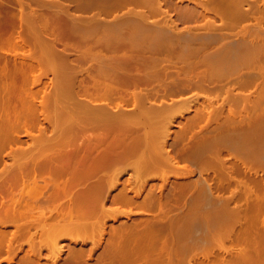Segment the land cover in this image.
<instances>
[{
    "label": "rangeland",
    "instance_id": "rangeland-1",
    "mask_svg": "<svg viewBox=\"0 0 264 264\" xmlns=\"http://www.w3.org/2000/svg\"><path fill=\"white\" fill-rule=\"evenodd\" d=\"M209 1L211 0H0V47L3 43H6V38L12 37L13 35L15 41L21 46L20 52H11L8 47H2L0 49V74H9L11 71H14L16 65H22L21 68L23 70L18 72L19 76H21V78L28 77L29 80H31V83L28 85V87L24 89L26 90L27 94L26 98L17 97L16 99L8 100L11 103V108L16 113L17 122L26 123L27 125L26 129H18L15 132H12L16 138V143L7 149L5 154L2 156V160L0 161V208L10 207L11 209L8 208L10 210H12V208H19L20 213L21 210L22 212L24 210L26 212L21 213L23 215L18 218V220L16 219L13 222L9 220L1 221L0 227H7L8 229L6 232L8 233V231H10V235L8 233V239L6 236L4 237L9 241L7 244L4 243V249H2V251L0 250V264H23L27 257H32V255L33 260L38 264H88L89 262L91 264H97L96 261L99 262V258L102 257L100 253L103 249L102 245H104V241L108 242L110 238H113L115 231H119L121 228H123L121 229L123 233L121 231L120 232L125 236L126 243L142 242L140 244L136 243L138 248L141 246V244H143L144 246H142L146 248V242H148L150 245L153 244L147 241V239L152 242L156 240L157 246H155V248V244L150 246L151 250L153 248L156 249L155 251L152 250L156 256H152L155 258L157 257L156 260L163 259V262L162 260H157L159 263H155L156 260L155 262H152V258V260L148 259L152 262H150V264H264V142L262 141L263 137H258L259 139L262 138L260 139L261 142L259 141L258 143V140H256L257 143L255 142V144L263 145L262 147H258L257 145L251 143L254 142L252 138L248 139V137L257 138V136H261V133L260 131H257V128L259 130L261 129V132H264V117H262L264 112L261 111L262 108L264 111V102L260 100L259 105L258 103H255L258 105H255V107L252 103L253 99L255 101V99H258L259 97L260 99L263 98L264 100V87H260L264 83V12H262L264 9L260 11L261 8H264V0H225V2L224 0H219L221 1V9H223L222 2L225 3V7L223 5L225 10L223 9L221 11L215 8L218 6L217 4L219 1H217L216 6L214 7L213 5H215L216 0L212 2ZM256 6H259V8ZM188 7L192 9L195 7L194 10H198L197 13L195 14V11L192 9H189L192 10L189 11ZM184 8H186L189 13H193L192 15H195L189 18L188 12L186 13ZM254 8H256V11L259 9V11L255 12ZM215 9H217L219 12L216 13L217 10L214 11ZM181 10H183V13ZM240 10L245 12L248 11L249 13L246 12L248 16L243 11L240 12ZM199 11H201L202 14ZM206 11L210 12V14H207ZM203 12L207 16H211L212 13H216L217 15L213 14L214 16L212 15L210 17V19L213 17L215 20L213 21V19H211L213 21L211 22L210 19L208 20L209 16H205ZM259 12L261 14H259ZM242 13L245 14V17L240 20L238 15L240 16ZM181 14H184V17ZM197 14H199V17H196ZM203 15L205 18L202 17ZM181 16L183 18L186 16L185 20ZM195 17L198 19H195ZM189 19L192 20L190 21ZM206 20H208L207 23ZM208 25L211 27H208ZM212 25L216 28H214ZM12 30L14 31L12 32ZM9 33L10 35L8 36ZM211 34H215V36L219 34L220 37L217 36V38L212 35L214 38H210L212 37L209 36ZM206 38H210V40ZM203 57H205L206 60H204ZM148 58H152L150 60L151 62L148 61ZM120 59L124 60L120 61ZM146 59L148 63H146ZM120 62H124L122 65H125L127 69H125L126 67L124 66L122 67ZM126 62L128 63L127 65H129V63L131 65L127 66ZM143 63L146 65L143 66ZM134 64H136L135 66H137V68H134V66L130 67ZM137 64H139L141 68H139ZM26 65L28 68L27 75L24 72ZM116 65L118 68L120 67L122 71L118 70ZM136 71L140 72L136 73ZM126 72H129L130 74ZM143 72L144 74L150 73L151 75L148 74L146 76L145 74V78ZM134 74H136V77L140 76L138 77L140 79L135 78ZM138 74H141L142 76ZM118 76L121 78L124 77V79L129 78L126 81L130 80V77H132L130 81L133 85L129 83L130 81L128 84L124 79H119L120 77ZM133 76L135 78L134 82L139 81L138 83H135V85L133 82ZM148 76L151 77L149 78ZM116 77L120 80V82L116 80ZM141 77H143L142 79H145L141 80ZM248 77L250 78L249 82L246 80ZM251 77L254 78V83L251 82ZM147 78H149V81H147ZM122 80H124V84L121 83ZM245 82L246 86L244 84ZM240 83L241 85H244L241 86ZM227 86L228 89L231 88L229 89V91H231L230 94L226 93L228 90L227 88L224 89V87ZM116 87H119L120 89L118 88V90H121L122 93H119L120 91H118L117 94ZM114 88L115 94L113 93ZM232 90H234V93H232ZM146 92L149 94V100L147 97L148 94ZM123 93L124 98L126 94H130L128 96L131 97V95L135 93V96L133 95L135 101L132 98L133 96L131 97L132 99L130 97L127 98L128 100H133V102L131 100L128 101L126 98L125 100L122 96L121 98L124 100L120 99L118 95H122ZM231 93L233 94V97ZM96 94L99 95L97 96ZM111 94H114L113 96L118 97L113 98L111 97ZM225 94L227 95V98L230 96L228 98L229 100H224L226 98ZM234 95L236 96L234 97ZM135 97H137L138 100ZM237 97L240 98V100H236ZM241 97L245 98L242 99ZM141 98L147 99L145 100L146 102ZM230 98L232 99L230 100ZM251 99L252 101H248ZM212 101L216 102V106ZM226 101L231 102L228 103ZM2 102H4V100H2ZM209 102L212 103L208 105ZM223 102L224 104L228 103L229 105L226 106L223 104L224 106H222L221 104ZM141 105L147 109L150 105V109L153 111L156 109V111H152L151 113L149 112L151 110H149L148 112L150 114H148L147 110H144L146 114L144 111H142L140 117V112L144 108L141 107V109H139ZM151 105L154 106V108H152ZM219 105L225 107L224 110L221 108V106L219 107ZM156 106H158V109ZM162 106L164 109L166 107V110L170 107V109H168L169 111L167 110L170 118L167 116L168 114L166 110L161 109ZM228 106H231V110L228 109L230 108ZM203 107H205V109H202ZM200 108L203 110V112H205L208 108L209 113L208 111L206 113H202L201 110L200 113L205 116L200 117L202 116L200 113H198ZM59 109L64 111L60 110L59 113L57 111ZM100 109H102L104 112ZM159 109L161 110L162 114ZM98 111L102 113H99ZM138 111L139 113H136ZM157 111L158 113L156 114V117L158 118L155 117V113ZM56 112L58 114H61L62 112L61 117L63 116V120L65 121L68 117L66 122L69 123L70 121L71 123L62 124L63 120L58 122L62 118H58L59 116H57L58 114ZM106 112V115H108L109 118L110 114L113 116H111L110 119L106 118ZM111 112L114 113L112 114ZM123 112H125V115ZM128 112H130V114L133 112L132 117ZM159 112L161 115H163V112H166L164 115H166L168 120H171L172 122L169 124L170 126H164L162 124L164 116L162 117ZM79 113H81V116ZM86 113H94L93 116H96L95 118L97 119L92 118L96 121L94 124L92 123L93 125L90 124L91 118L89 115L87 116ZM117 113H119L118 115L120 117L117 115ZM134 113L139 115L137 117L139 121L140 118L143 121L145 119L144 122L148 123L149 121V126L154 127V130L151 127L150 130H152L154 133L150 132L148 129L149 126L146 123L141 125V121L139 122L136 119L137 115H135V117L133 116ZM143 113L145 115L148 114L147 116H151L146 117L143 115ZM64 114L67 116L66 119H64ZM83 114L87 116L86 118H89L88 121ZM126 114H129L130 117ZM257 114L258 116H256ZM76 115L82 119L80 118L79 121V118H75ZM114 115H117L119 118L116 117L113 119L115 117ZM123 115L125 116L122 117L123 119H133L130 120L132 122H128L129 119L127 120V123L130 125L131 123L133 124L131 126L128 124V128L130 129V127H132L133 130L131 129L129 131L127 128H125L127 123L121 126L122 128H125V130L129 131L130 134L134 130L138 132L141 130V135H137L138 132H133V135L136 133L134 137L137 136V138L135 137L137 142L135 143L133 137L131 139L134 141L130 140V142H128L129 144H127L128 146L131 144V142L135 143V145H133V143V146L131 145L133 148L136 146V144H138V147L136 146L138 150L136 147L134 148L136 150L130 146L127 147L124 143L127 141V139L129 140L131 136L128 135L125 130L121 129L119 125L126 122L124 120L122 121L121 119V116ZM172 115V119L174 120L171 119ZM195 115L200 117H197L198 119L196 121ZM93 116L91 115V117ZM190 116L191 118L194 116V118L190 119ZM152 117H154V119ZM159 117H162V123L160 120H157L160 119ZM167 117L164 118L166 119L164 124L165 122H167L166 124L170 122H168ZM56 118H58V121ZM84 118L86 120H83ZM102 118L108 125L111 124V121H113V126L119 125L120 128L116 126L118 127L116 130L119 129L117 132H121L123 130V133L121 132L119 136L123 134V136L126 135L125 138L121 136L120 138L118 136L119 132L115 135V132H112V130H115V127L112 128V125H109L112 130L108 127H105L103 125L104 122L101 120ZM148 118H151L154 121H150ZM258 118H260V121H258ZM51 120H53L54 124H52ZM94 120L92 121L94 122ZM114 120L117 122L120 120L121 123L115 122L114 124ZM155 120H157L158 123L160 122L159 124H162V126H160L158 123L157 126V121ZM190 120H194V122L191 121L194 123L193 125ZM252 120L256 121L253 124L254 126L251 123L253 122ZM100 121L102 125L99 127ZM108 121H110V123H108ZM134 121L139 122L140 124L137 123L138 125H134L136 124L133 123ZM257 121L262 124L257 123ZM97 122L99 125L98 128H95L97 127ZM154 124L156 126H154ZM258 124L259 126L255 128V126ZM62 126H65V129L74 128L80 132L77 130L74 131V129H71L72 132L70 129V131L65 132V129L64 127L62 128ZM102 126L104 129L108 128L110 129L109 131L112 132V135L110 132L111 136L109 135L108 137H113L114 134L113 139L118 136L117 138L121 139V141H124L120 143L121 141L117 140L116 138L121 146L124 143L123 146L127 147V149H125L122 148L123 146H119L120 150L124 149L123 151L126 153L131 148L133 150L129 151V154L132 153V156L134 152L136 156L133 155L131 157L129 154H124L122 150L121 153L118 152L119 149H117V145L116 149L118 153L115 152L116 149L113 150L111 147L113 144L115 145L116 140L114 143H112V145H109L110 141L108 142V140L111 139L106 138L107 134H109V131H104L103 128L100 130ZM166 127L170 129L168 130ZM244 127L255 128V131L258 133H253L255 135L251 134L252 136H249L250 134H248L247 136V134L245 135L244 133L240 132L241 136L242 134L245 135V138H242L240 135H238L239 132L237 133L236 131H238V128L240 130V128L243 129ZM81 128L83 129L81 130ZM163 128L166 131H164ZM182 129H186L187 132L183 133ZM225 129L228 131L234 130L236 135L233 134L234 136H232L231 133L230 136V133L227 131V136L229 135L228 137H231L230 141L228 138V143L226 140V143H224L223 140H221L223 143H220V141L213 143L215 140L212 141V139H220V136H217L216 138L213 135L217 133L219 134L218 131L222 132V130L226 132ZM57 130L61 131L58 132ZM155 130H159L161 133ZM98 131L100 132V137L101 134L104 136V139L98 136V138L103 139L104 141V143L99 142V145H103L105 148L109 145V149L107 151H111L110 148L112 151H114L113 155L110 154L112 152H108V155L110 154L111 156H109L110 158L114 156V153L124 156L127 155L126 157L121 156L122 158L116 155V157L121 158V160L123 158H128V156L131 158L128 160L126 159L127 162L124 161L125 163H122L121 161L115 162L116 159H109L111 162L113 161L112 168L109 165L112 164L111 162L109 164H105V168L110 167L109 169L105 170H103L104 166L100 164L99 166L101 168H99V166L97 167L100 169V171L97 172L98 169H96V173L92 171L90 173H94L92 174V177L90 178L89 174V176H87L89 179L83 181L84 179L81 178L82 182L80 183L77 182L78 179L75 178L77 176L76 174L74 175L75 172L70 173L74 170L71 171L70 169L69 171L66 169L64 176L61 174L62 172L57 174L60 175V178L64 180L66 179L67 181H69L67 179L69 175H74L75 180L69 176L73 179V181H69V184L74 182V186L72 185V188L69 186L70 191L73 193H70L72 196L77 194L75 191L84 190L93 183H95V186L92 185V188L96 187L100 190L103 189V186L105 187V185H108L107 182H109L110 179L114 181L113 177L118 179L117 183L119 181L118 186H115L114 183L113 186L112 181H110L109 185H112L114 188L111 187V189H109V185V187L106 186V189L104 188V190L110 191L109 195L108 191H106L107 195L102 192V194L104 193L103 197H105L104 201L106 202H103V205L106 204L103 206V208L106 211H102L104 213L98 212V214L101 213V217L100 214H97V216L100 217L101 222L104 224L100 222V219L94 217L101 223V229L99 232L96 233L95 230V233H93V229L91 230L89 227V231L86 229L87 232L85 234L82 233V235L81 232H85V230L81 229L84 231H78L75 227H72V229L69 228V231L64 230L66 231L64 232L61 230V228L64 226L62 223H64L65 219L68 218L62 217V210L65 208V206H68V204L71 203V195L69 194L66 197L64 195L59 197L53 195L54 192L57 191H54L55 186H68L69 184L65 180L67 184L66 185L65 182L62 179L60 180L58 177L56 180V178H54V176H56V172H51V170L48 169L52 168L51 166H53V162L55 163L58 157H61L59 154L62 153L63 156V152L65 151L67 155L72 154L71 151L72 149L74 150V147H80V144L81 147L85 146V142H87L88 137L90 136L94 138V135H96ZM101 131L107 134L105 135L101 133ZM60 132H63L64 135ZM145 132L155 134V137L157 136L158 139H156V141L159 142L156 146L158 149L162 147L160 148L161 154L156 152L157 148L154 147V149V144L151 143L154 142L156 144L155 137H151L152 135L149 134L145 140L140 139H144V137L148 134L147 133L145 135ZM176 132H180L183 135L179 134L178 136ZM57 133L61 134V138L59 135H57L61 141L63 136L65 137L66 135L67 140L64 139V142H61L58 137L55 138L56 136L54 137L55 140H52L53 135ZM162 133H165L164 137L166 136V138L162 139ZM222 133L219 135H222ZM226 134L224 133L223 135ZM237 135L240 137V140L238 139ZM262 135L264 136V133ZM227 136H225V139H227ZM206 137H211L212 139L210 140ZM151 138L154 140L151 141ZM205 138L208 140V142ZM57 139L60 143L56 144L55 147ZM139 139L142 140L145 145L147 144L145 146L143 142H141L145 148L148 146L146 148V151L148 150V152L143 151L144 148L142 147L143 145L139 144ZM201 139L202 141H206L200 142ZM250 140L252 141L250 142ZM197 141H199L201 144L199 142L197 143ZM209 141H212L211 143L213 145H221V147L219 146L220 148L218 147L220 149V154H218L219 150L217 149L216 145L214 147L211 143H209ZM235 141L239 142L237 143V146L238 144L245 145L242 146L244 149L242 150L245 152L241 150L244 155L241 154V152L239 153V151L235 152L236 150L234 148L233 149L235 151L233 149L229 150V144H236ZM105 142L107 146L105 145ZM160 142H165V144ZM150 143L151 146L148 145ZM194 143L198 144L200 148L202 143L205 144V146H212L206 148L203 145L202 148L204 147V149L199 148L198 150L197 148V150H195L196 146ZM249 143L253 144L254 146H249ZM160 144H163V146ZM192 144L194 145L191 146ZM48 145H51L52 147H49ZM58 145L62 146L58 147ZM99 145H97L96 148L100 147ZM139 145L141 147L140 151ZM241 145H239V149ZM164 146L167 148V150L164 148ZM190 146L194 147L195 149L189 148ZM255 146L257 148H254ZM100 148H98L99 153L101 150ZM149 148L150 150L156 152V154H154V152L151 153ZM163 148L165 151H162L164 150ZM104 149L103 151L105 152L107 148L105 150ZM188 149L189 152L193 154L192 156L197 154L195 158H193L190 153H187ZM190 149H192V151H190ZM93 151L91 153V157H93L92 155L95 151L97 152V149L94 152ZM137 151L138 153H136ZM168 152L172 156L169 155ZM237 153L244 157L247 155L246 157L248 158H246V161H249L250 159V161H252V157L255 156L256 160L250 164L248 161H244V157L242 160V156L241 160H238V158L240 159V155L238 156ZM66 154L65 157L68 158L63 156L62 160L70 159L72 161L73 159L75 163L71 161H69L71 164L69 162L66 163L65 160L63 162L66 164H64L60 159L61 163L63 164L61 165L64 167L69 165L68 169L73 164L77 165V162L75 161V155L72 154L74 155V157H72V155L66 156ZM158 154L163 155L164 157H159ZM157 155L160 160L156 159ZM167 155L169 156L167 157ZM250 155L252 156L250 157ZM95 156L101 159L100 156L102 155ZM150 156L151 158L153 157L152 159L155 161L152 159L151 160L157 165H153L154 163L149 159ZM170 156L174 160L171 159ZM116 157L114 156V158ZM165 157L166 162L168 161L167 158H169L173 162L170 161L168 164L172 162L171 164L174 163V166L171 164L168 165L165 162H161L165 159ZM52 158H56L55 161H53ZM106 158L103 161V164L106 161ZM206 158H209L213 161L218 160V164L222 161L223 163L218 165L216 164V161H214L217 165L216 169L212 162H206L210 161L206 160ZM260 158L262 159L261 161H259ZM146 159H148V161H146ZM201 159L205 160V162L209 165L212 163L213 166L211 165L210 167L209 165L204 164V161V163H202ZM134 160L135 162H133ZM143 160H145V165ZM157 160L158 162H156ZM257 160L259 161L258 164H256ZM45 161H48V163L53 161L50 162L52 163L49 164L50 166L47 165L48 169L45 170L47 172L50 171L51 174H48L50 172H43V169H45L44 167H46L45 165L48 164ZM149 161L151 165H146V162L149 163ZM225 162L227 164H225ZM41 163H45V165H42ZM114 163L119 164L115 166ZM34 164H36V167H44L37 169ZM158 164H160V168L162 170L158 167ZM222 164L225 165L221 166ZM78 165L79 168H83V165L81 167L80 163H78ZM56 166L60 167L57 164ZM75 166H72L71 168ZM84 166H86V164H84ZM148 166L150 167L148 168ZM151 166L153 168L155 166L157 167L154 168V171H151L153 169ZM164 166L167 167L165 168ZM231 166L232 168L235 166L236 167L231 169ZM238 166H240V168ZM33 167H35V169ZM19 168H21V170ZM31 168H33L32 171L34 172H26L27 169L30 171ZM113 168H117L115 171L118 173H115ZM147 168L149 169V172L147 171ZM219 168L221 171L226 169L228 171L231 170L233 176L231 175L230 171V173L227 171L228 174L226 171L220 173L221 171H219ZM236 168L240 169L238 170L240 172L237 173L235 171L237 170ZM35 170H39V172ZM52 170L54 169L52 168ZM144 170H146V172ZM215 170H217V172ZM67 171H69L68 173L70 174H68ZM218 172L221 175L224 174L223 176L227 174V183L224 180V178L226 179V176L224 178L221 176V179L223 178L222 181L220 178V181L217 180L218 178L214 179L220 175ZM15 173H18L17 175H19L18 178L20 177V181L17 179V175L14 177ZM215 173H218V175H214ZM160 174H162L166 180H162L163 176ZM201 174L203 175L202 180L204 183H202L200 178L202 176ZM158 175H160L161 178L160 176L158 177ZM209 175L210 177H208ZM99 177H106L105 180L107 182L105 183L104 178L103 181H101L102 178ZM205 177H208V183L207 181H204ZM12 178L16 179L14 180ZM50 178L51 180L55 179L54 181L57 183L63 181L64 184H62V182L61 184L57 185V183L54 181L52 182ZM186 178L189 180L191 179L190 181L194 180L193 183H195V185L198 182L199 186L196 185V187L199 188L194 190V187L191 186L192 183H190L189 180H185ZM228 178L232 179L230 180ZM209 179L215 182L212 183ZM16 180L19 182L18 184H15L17 183ZM58 180L60 181L58 182ZM98 180H100L101 183L103 182L102 188H100L101 185L99 183L95 182ZM198 180L201 181L200 183L202 184H200ZM216 180L218 183L221 182L219 183L221 186L216 183ZM34 181V185H40L42 189H39L42 191L41 194L33 198L30 195V186L33 185ZM231 181L234 185L230 184ZM257 182L258 184L259 182L261 183L260 187H263L262 189L257 187ZM53 183H55L54 187ZM222 183H225V185L229 183L230 185L227 186L228 188L224 189V184ZM238 183H241V186ZM242 183L244 189L241 188ZM244 183L248 186V188H250V190L246 185H244ZM211 184L213 188L208 186ZM200 185H207L206 190L209 191L207 192L208 194L204 192L206 191L204 186L202 187ZM214 185L215 187L223 186V189L220 188L217 190L218 188H216L215 190ZM181 186L183 188H181ZM200 188L204 189L203 193L205 194H203L202 191L198 192L199 196H201L198 199V195L196 198L194 196H196V191L198 189L200 190ZM180 189L186 190L182 191ZM118 191H121V193L127 196L130 201L127 202L128 199H125V203L121 204L124 201L120 200V198H116L117 195H119L117 194ZM182 192L184 193L182 194ZM51 193L53 195L49 196ZM52 196L54 197L53 200L50 199ZM121 196L119 195V197ZM125 196L124 198H126ZM76 197L77 195L75 198ZM75 198L74 200H76ZM116 199L120 201L118 202ZM159 199L164 201L166 200V204L162 205L163 207H161V205L159 206ZM259 204L261 208L260 212L258 211L260 209L258 206ZM105 206L107 208H105ZM251 206H254V208H256V210L259 212L257 213V217L255 216L256 211L253 208V212ZM108 209L110 212L107 211ZM105 212H107L106 217L104 215L106 214ZM92 218L93 217L89 219L86 218L90 222H87L85 219L88 225H95V223H97V221L92 223L91 220H95ZM171 218H175L174 224L177 228V230L176 228L173 230L175 235H172V231L167 230H165V233L162 231L163 234L162 232L160 234V230L157 228L158 225L170 224ZM254 219L256 221H254ZM67 221H69V219ZM99 222L98 225H100ZM52 226L55 227L56 231L61 230L59 233H54V235H56V239L54 238V235H52L53 233L51 235L54 239H52L51 236L48 237L46 234L47 230L51 229ZM154 226L156 227L154 228ZM145 227L148 228V233L146 232ZM55 230L53 232H55ZM101 230L102 232H100ZM175 231L177 232L175 233ZM145 232L149 238L144 235ZM124 233L127 235V237ZM50 237L53 241L57 240L58 245L61 246L62 252L59 254L57 251L55 252L52 249V241ZM144 237H146L145 243H143ZM48 239L51 241L50 243L48 242ZM97 239L101 241L103 240V242H98ZM93 240H95L94 243L95 245L97 244L96 246H94V243H92ZM110 241L111 239L109 242ZM110 243L108 244L112 245V243ZM129 243L128 245L131 244ZM164 243H166V245ZM92 244L95 248L92 246ZM162 244H164L163 247H161ZM6 245L9 247L7 248ZM136 245L134 244L133 246V243L132 246L130 245L132 247H130L131 252L134 248L133 254L136 253V249L138 250ZM142 246L140 248H142ZM92 248L93 251H90ZM145 248L143 249L145 250ZM125 250H129V248ZM147 250H149V248ZM151 250L148 251L150 252L149 254L153 253ZM50 251L53 253V255L50 253ZM145 251L143 252L144 254L141 252L137 254L138 256L139 254L143 255L141 258L137 257L136 254L135 258L133 254L130 253V251L129 253L125 252L124 255H131V257L133 256L137 260L136 261L133 259V261L135 260L134 263L137 262L136 264H144L146 262L149 264L148 260L146 261V259L143 258L146 255ZM208 252L210 256L208 255ZM210 252L213 254L211 255ZM56 253L60 256H57L55 259L57 255ZM97 253H99L100 256L97 255ZM149 254H147V258H149ZM87 256L89 259H87ZM96 256L97 258L95 259ZM208 256L211 260H208ZM80 257H83L82 259L86 258L84 260L85 263H83L84 261H82ZM131 257L129 259L133 264ZM214 259L220 261L217 262Z\"/></svg>",
    "mask_w": 264,
    "mask_h": 264
},
{
    "label": "bare ground",
    "instance_id": "bare-ground-1",
    "mask_svg": "<svg viewBox=\"0 0 264 264\" xmlns=\"http://www.w3.org/2000/svg\"><path fill=\"white\" fill-rule=\"evenodd\" d=\"M129 1H131V0H129ZM133 1H135V0H133ZM212 1H214V0H211V1H209V2H212ZM217 1H219V0H216L215 5H213V7L216 6ZM221 1H222V0H221ZM221 1H219L218 4H217L218 6L215 7V8H217L219 11L223 10L224 7H225V5H224V4H225V3H224L225 0H224V2H222V8H223V9H221V3H220ZM219 3H220V5H219ZM223 5H224V7H223ZM190 7H192V6H190ZM218 7H219V8H218ZM256 7L259 8V6H256ZM192 8H193V7H192ZM192 8H189V7H188V10H189V9H192ZM184 9H185L184 11H186V13H187L188 11L186 10V8H184ZM194 9H195V7H194ZM194 9H192V10H194ZM217 9H215L214 11H216ZM254 9H255V10H254L255 12H258V11H259V9H257V11H256V8H254ZM262 9H264V8H261L260 11H262ZM192 10H189V11H192ZM218 10L216 11V13L219 12ZM224 10H225V9H224ZM182 11H183V10H181V12H182ZM194 11H195V10H194ZM194 11H193V12H194ZM197 11H198V10H197ZM197 11H195L194 13L196 14ZM202 11H203V10H202ZM214 11H213V12H214ZM242 11H243V10H242ZM242 11L240 10V12H242ZM199 12L202 14L201 11H199ZM199 12H198V13H199ZM204 12H205V11H204ZM204 12H203V14H204L205 16H207ZM206 12H207V11H206ZM223 12H224V11H223ZM243 12H244L246 15H247V13H249L248 11H246L247 13H246L245 11H243ZM262 12H264V11H262ZM182 13H183V12H182ZM186 13H185V15L187 16ZM200 13H199V14H200ZM208 13L210 14V12H207V14H208ZM216 13H212V15H213V14H216ZM250 13H251V12H250ZM189 14H191V13L188 12V16H189V18H191L192 16L195 15V14L192 15L193 13H192L191 15H189ZM199 14H197L196 17H197V16L199 17ZM201 14H200V15H201ZM239 14H240V13H239ZM245 14L242 13L240 16L238 15V18H239L240 20H242V18L245 17ZM259 14H261V13L259 12ZM181 15L184 17V14H181ZM204 15H203L202 17H204ZM212 15H211V16H212ZM216 15H217V14H216ZM216 15H215V16H216ZM182 16H181V17H182ZM186 16H185V18H186ZM208 16H209V18H208V20H209L211 16H210V15H208ZM208 16H207V17H208ZM213 16H214V15H213ZM247 16H248V15H247ZM183 17H182V18H183ZM196 17H195V19H198V18H196ZM207 17H206V18H207ZM263 17H264V15H263ZM185 18H183V19L185 20ZM187 18H188V17H187ZM204 18H205V17H204ZM192 19H193V18H192ZM192 19H191V20H192ZM211 19H213V17H212ZM211 19H210V20H211ZM186 20H187V19H186ZM189 20H190V19H189ZM191 20H190V21H191ZM208 20H206V23H207ZM214 20H215V18L213 19V21H214ZM213 21L211 20V22H213ZM211 22H210V23H211ZM214 23H215V22H214ZM208 24H209V23H208ZM211 24H212V23H211ZM209 25H210V24H209ZM209 25H208V27H211V26H209ZM205 26H206V24H205ZM212 26H213V25H212ZM208 27H207V28H208ZM213 27H214V26H213ZM214 28H216V27H214ZM208 29H209V28H208ZM210 29H212V28H210ZM13 31H14V30H12V32H13ZM213 33H215V32H213ZM11 34H14V33H11ZM215 34H216V33H215ZM215 34H211V35H209V36H212V35H214V37L219 36V34L216 35V36H215ZM9 35H10V33L8 34V36H9ZM13 36H14V35H13ZM13 36H12V37H8V38H9V39L12 38V40H14L13 42H15V39L13 38ZM244 36H245V35H244ZM244 36H243V37H244ZM2 37H3V36H2ZM214 37L212 36V37H210V38H214ZM219 37H220V36H219ZM243 37H242V38H243ZM8 38H6L5 42H6V43L9 42V43H8L9 45H10V44H13V43H12V40H9ZM210 38H206V39H209V40H210ZM217 38H218V37H217ZM244 39H245V37H244ZM7 40H9V41H7ZM211 40H215V39H211ZM10 42H11V43H10ZM116 46H117V45H116ZM116 46H114V47H116ZM260 56H261V55H260ZM129 58H130V57H129ZM152 58H153V57H152ZM152 58H151V59H152ZM127 59H128V58H127ZM151 59L148 58V61L151 62V61H150ZM153 59H154V58H153ZM201 59H202V58H201ZM203 59L206 60L205 57H203ZM122 60H124V59H122ZM122 60L120 59V61H122ZM128 60H129V59H128ZM128 60H126V61H128ZM133 60H134V59H133ZM141 61H142V60H141ZM201 61H203V60H201ZM118 62H119V61H118ZM122 63H124V62H122ZM122 63L120 62L121 65H122ZM132 63H133V61H132ZM146 63H148V62H147V59H146ZM127 64H128V63L126 62V65H127ZM117 65H118V64H117ZM117 65H116V68H117L118 70H121L120 67H119V68L117 67ZM129 65H131V64L129 63ZM129 65H127V66H129ZM135 65H136V64H134V65H132V66H130V67H133V66H134V68H135V67L137 68V66H135ZM137 65H138L139 68H141V66H139V64H137ZM144 65H146V64L143 63V66H144ZM118 66H119V65H118ZM123 66L126 67L125 65H122V67H123ZM122 67H121V68H122ZM260 67H261V66H260ZM262 67H263V65H262ZM117 69H116V71H117ZM122 69H124V68H122ZM125 69H127V67H126ZM130 69H131V68H130ZM131 70H132V69H131ZM135 70H136V69H135ZM121 71H122V70H121ZM124 71H126V70H124ZM124 71H123V72H124ZM128 71H129V70H128ZM140 71H141V70H140ZM140 71H136V73H137V72H140ZM164 71H165V70H164ZM117 72H118V71H117ZM123 72H121V73H123ZM129 72H130V71H129ZM129 72H126V73H129ZM134 72H135V71H134ZM144 72H146V71H144ZM144 72H143L144 77H145V74H146V76H147L148 74L151 75L150 73H145V74H144ZM124 73H125V72H124ZM118 74H119V73H118ZM118 74H117V75H118ZM129 74H130V73H129ZM141 74H142V73H141ZM141 74H138V75H141ZM138 75H137V76H138ZM120 76H121V74H120ZM120 76H118V77H120ZM134 76H135V78L140 77V76L136 77V74H134ZM134 76H133V82L135 81V80H134V79H135ZM141 76H142V75H141ZM250 76H251V75H250ZM252 76H254V75H252ZM148 77H149V76H148ZM150 77H151V76H150ZM150 77H149V78H150ZM254 77H255V76H254ZM126 78H127V77H126ZM142 78H143V77H141V80H144L146 77H145L144 79H142ZM149 78H147V79H148L147 81H149ZM119 79H124V77H123V78L120 77ZM119 79L116 77V80H118V82H120ZM127 79H129V78H127ZM127 79H124V80L126 81ZM131 79H132V77H130V80H131ZM138 79H140V78H138ZM138 79H136V80H138ZM249 79H250L249 77L246 78V80H248V82H249ZM124 80H122L121 83L124 84V82H123ZM130 80L126 81V83H128ZM141 80H140V82H141ZM251 80H252L251 82H253L254 78L251 77ZM244 81H245V80H244ZM244 81H243V82H244ZM138 82H139V81L134 82V85H135V83H138ZM144 82H146V81H144ZM241 82H242V81H241ZM248 82H247V83H248ZM129 83L132 84L131 81H130ZM129 83H128V84H129ZM253 83H254V82H253ZM242 84H243V83H242ZM244 84H245V86H246V82H245ZM244 84H243V85H244ZM249 84H250V83H249ZM125 85H126V84H125ZM132 85H133V84H132ZM137 85H138V84H137ZM240 85H241V83H240ZM243 85H241V86H243ZM247 85H248V84H247ZM260 85H261V84H260ZM118 86H119V84H118ZM262 86L264 87V83H263L260 87H262ZM116 88H117V89H116L117 94H118V91H120L119 93H122L121 90H118L119 87H116ZM225 88L228 89V86H227V87H224V89H225ZM119 89H120V88H119ZM227 89H226V90H227ZM229 89H231V88H229ZM229 89L227 90L226 93H229V94H230L231 91H229ZM260 89H262V88H260ZM112 90H113V89H112ZM113 91H114V92H113ZM113 91H112V92L115 94V88H114ZM223 91H224V90H223ZM232 91H233L232 93H234V90H232ZM262 91H263V90H262ZM112 92H111V93H112ZM146 93L148 94V92H146ZM149 93H150V92H149ZM224 93H225V91H224ZM232 93H231V94H232ZM114 94H111V95H112L111 97L115 98V97H118V96H119L120 99H122V100H124L125 98L127 99V98L130 97V96H128V95H130V94H126L128 97L125 95V98H124V96H123L124 93H123L122 95H118V96H113ZM117 94H116V95H117ZM144 94H145V93H144ZM144 94H143V95H144ZM147 94H146V95H147ZM150 94H151V93H150ZM229 94H228V95H229ZM96 95L98 96L99 94H96ZM133 95L135 96V93H134ZM133 95H131V97H132ZM139 95H141V94H139ZM225 95H226V94H225ZM121 96H122L124 99L121 98ZM134 96H133L132 98H133V100L135 101ZM148 96H149V94L147 95V97H148ZM150 96H151V95H150ZM235 96H236V95H234V97H235ZM260 96H262V95H260ZM105 97H107V96H105ZM109 97H110V96H109ZM111 97H110V98H111ZM131 97H130V98H131ZM140 97H141V96H140ZM142 97H144V96H142ZM229 97H230V96H228V98H229ZM232 97H233V94H232ZM239 97H240V96H239ZM263 97H264V96H263ZM132 98H131V99H132ZM135 98L138 100L137 97H135ZM228 98H227V95H226V98H225L224 100H229ZM241 98L244 99L245 97H244V98L241 97ZM247 98H248V97H247ZM255 98H256V97H255ZM118 99H119V98H118ZM126 99H125V100H126ZM131 99H129V100H131ZM141 99H142V98H141ZM149 99H150V98L148 97V100H149ZM231 99H232V98H230V100H231ZM234 99H235V98H234ZM127 100H128V99H127ZM129 100H128V101H129ZM133 100H131V101L133 102ZM139 100H140V99H139ZM142 100L145 101V100H147V99L144 98V99H142ZM236 100H240V98L237 97ZM236 100H235V101H236ZM260 100L264 102L263 98L260 99V97H259L258 99H255V101H254V99H253L254 102L252 101V99H251V100H248V101H252V103L254 104V107H255V105H256L257 103H258V105H259ZM144 101H143V103H144ZM208 101H209V100H208ZM215 101H216V100H215ZM233 101H234V100H233ZM136 102H137V101H136ZM145 102H146V101H145ZM147 102H149V101H147ZM212 102H213V101H212ZM212 102H209L208 105H210ZM226 102H228V101H226ZM229 102H231V101H229ZM229 102H228V103H229ZM134 103H135V102H134ZM138 103H139V101H138ZM141 103H142V102H141ZM141 103H140V104H141ZM213 103H214V105L216 104V102H213ZM228 103L224 104V102H223L221 105H222V106H224V105L227 106V105H229ZM255 103H256V104H255ZM147 104H148V103H147ZM147 104H146V105H147ZM149 104H151V103H149ZM223 104H224V105H223ZM253 104H252V105H253ZM152 105H153V104H152ZM152 105H151V106H152ZM154 105H155V104H154ZM221 105H219V107H220ZM230 105H231V103H230ZM258 105H256V106H258ZM138 106H139V105H138ZM215 106H216V105H215ZM222 106H221V108L224 110L225 107H222ZM141 107H142V105L140 106L139 109H141ZM143 107H144V106H143ZM143 107H142V108H143ZM156 107H157V109H158V106H156ZM167 107H168V106H167ZM209 107H210V106H209ZM211 107H212V105H211ZM211 107H210V108H211ZM217 107H218V106H217ZM228 107H230V108H228V109L231 110V106H228ZM103 108H104V107H103ZM152 108H154V106H152ZM171 108H172V107H171ZM161 109H164V107L162 106ZM168 109H170V107L167 108V110H168ZM202 109H205V107H203ZM202 109L200 108L198 113H200V111H201ZM219 109H220V108H219ZM222 109H221V110H222ZM60 110H62V109H59V110H57V111L60 113ZM100 110H102V109H100ZM100 110H99V111H100ZM104 110H106V109H104ZM144 110H145V111L147 110V113H148V114H150L149 112L152 113V111H153V110L150 109V105H149V108H148V109L144 107V108L141 110V112H140V117H141V113H142V111H144ZM149 110H151V111H149ZM159 110H160V109H159ZM164 110H166V107H165ZM167 110H166V112H167V114H168V111H169V110H168V111H167ZM62 111H64V110H62ZM99 111H98V112H99ZM102 111H103V110H102ZM145 111H144V112H145ZM148 111H149V112H148ZM155 111H156V109H155ZM155 111H153V112H155ZM162 111H163V110H162ZM204 111H205V110H204ZM207 111H208V113H209L208 108H207V110H206L205 112H203V110H202L201 112H202V113H206ZM261 111L264 112V111H263V108L261 109ZM261 111H260V114H261ZM65 112H66V111H65ZM103 112H104V111H103ZM160 112H161V110H160ZM160 112H159V114H160ZM166 112H163V115H161V114H162V112H161L160 115H161L162 117L164 116V118L167 117V116L169 117V114H168L167 116L164 115V113H166ZM56 113H57V112H56ZM94 113H96V112H94ZM94 113H92V114H91V113H86L87 116L89 115L90 118H91V119H90V120H91V123H90V124H92V123L94 124V123L96 122L94 119H92V118H95V117H96V116H95V117L93 116ZM99 113H102V112H99ZM111 113H112V112H111ZM113 113H114V112H113ZM113 113H112V114H113ZM123 113H124V115H125V112H123ZM128 113L130 114V112H128ZM136 113H139V111L136 112ZM136 113H134L133 116L135 117V115H137V116H136V119H137V117H138L139 115L136 114ZM157 113H158V111L155 113V117L157 116V115H156ZM57 114H58V113H57ZM61 114H62V112H61ZM61 114H58V115H57V116H59L58 118L61 117ZM65 114H66V113H65ZM65 114H64V115H65ZM79 114H80V116H81V113H79ZM79 114H78V115H79ZM90 114H91L93 117H91ZM97 114H98V113H97ZM106 114H107V112L105 113V115H106ZM109 114H110V112H109ZM118 114H119V113H117V115H118ZM121 114H122V111H121ZM121 114H120V115H121ZM129 114H126V115L129 116ZM132 114H133V112H132ZM132 114H130L131 117H132ZM145 114H146V112H145ZM145 114L143 113V115H145ZM148 114H147V115H148ZM153 114H154V113H153ZM159 114H158V115H159ZM192 114H193V113H192ZM200 114H201V113H200ZM200 114H199V116H200ZM263 114H264V113H263ZM263 114H262V117H264ZM55 115H56V114H55ZM78 115H76L75 118H76V119L79 118V121H80V118H81V117H79ZM83 115L85 116V118L87 117L85 114H83ZM95 115H96V114H95ZM98 115H99V114H98ZM117 115H114L115 117H114L113 119H115L116 117L119 116V115H118V116H117ZM124 115L121 116V119H122V121L124 120V121H126V122H125V123L122 122L123 124H119L120 127L123 126L124 124H126L128 119H129L128 122H132V121H130V120H133L132 118H131V119H130V118H128V119H127V118H126V119H123L122 117H125ZM143 115H142V116H143ZM147 115H145V116H146V117H150V116H151V115H149V116H147ZM160 115H159V116H160ZM190 115H191V114H190ZM193 115H194V114H193ZM201 115H202V114H201ZM207 115H208V114H207ZM84 116H83V117H84ZM111 116H113V115L110 114V118H111ZM130 116H129V117H130ZM145 116H144V117H145ZM195 116H196V117H195V121H196V120L198 119L197 117H199V116H197V115H195ZM204 116H205V115H202V116H200V117H204ZM256 116H258V114H257ZM260 116H261V115H260ZM62 117H63V116H62ZM62 117H61V118H62ZM66 117H67V116L65 115V116H64V119H66ZM100 117H101V116H100ZM119 117H120V116H119ZM119 117H118V118H119ZM126 117H127V116H126ZM140 117H139V118H140ZM144 117H143V118H144ZM162 117H161V118H162ZM168 117H167V120H168ZM200 117H199V118H200ZM262 117H260V118H262ZM58 118H56L57 121H58ZM85 118H84L83 120H86V119H87V121H88L89 118H86V119H85ZM106 118H109L108 115H106ZM110 118H109V119H110ZM152 118L154 119V117H152ZM156 118H158V117H156ZM159 118H160V117H159ZM161 118H160V119H157V120H160V121H161ZM164 118H163V123H162V121H161V123H162L164 126L169 125L170 123H172L171 120H168V122H169V121H170V122H169L168 124H166L167 122H165V124H164V121L166 120V119H164ZM169 118H170V117H169ZM172 118H173V115H172L171 119H172ZM193 118H194V116H193L192 118H191V116H190V119H193ZM260 118H258V121H260V120H259ZM81 119H82V118H81ZM95 119H97V118H95ZM104 119H105V118H104ZM113 119H111V120H113ZM148 119H149L150 121L153 120V119H151V118H148ZM59 120H60V119H59ZM62 120H63V118H62L60 121H58V122H61ZM67 120H68V117H67V119H66L65 121L63 120L62 124H63V123H64V124L67 123V122H66ZM92 120H94V122H93ZM101 120L104 122V123L102 122L103 125H104L105 127L110 128L111 130H112V128H114V127H115V128H114L115 130H116V128L119 127V125H114V126H113V125H112V122H113V121L110 120V121H111V124H109V125H110V126L112 125V128H111V127H109L108 124H106V122H105V120H103V118H102ZM106 120H108V119H106ZM117 120H118V119H117ZM157 120H155V121H157ZM172 120H174V119H172ZM254 120H256V119H254ZM254 120H252L253 122H251L252 125L254 124V122H256V121H254ZM51 121H52V124H54V123H53V120H51ZM79 121H78V122H79ZM98 121H99V119H98ZM110 121H108V123H110ZM137 121H139V120L137 119ZM140 121H141V125H144V123H146V124L149 126V124H148L149 121H148V123H147V122H144L145 119H144V121H143V120H141V118H140ZM140 121H139V122H140ZM146 121H147V120H146ZM153 121H154V120H153ZM191 121L194 122V120H190V122H191ZM258 121H257V123L262 124V123H260V122H258ZM115 122H117V121L114 120V124H115ZM119 122H120V120H119ZM119 122H117V123H119ZM139 122L134 121L133 123H136V124H134V125H138L137 123H139ZM142 122H143V123H142ZM69 123H71V122L69 121ZM69 123H67V124H69ZM87 123H88V122H87ZM120 123H121V122H120ZM152 123H154V122H152ZM157 123H158V121L156 122V124H157ZM159 123H160V122H159ZM159 123H158V124H159ZM191 123H192V122H191ZM233 123H234V122H233ZM257 123H256V124H257ZM59 124H60V123H59ZM90 124H89V125H90ZM93 124H92V125H93ZM96 124H97V125H96L97 127H95V125H94V127H95V128H98L99 123L97 122ZM105 124H106V125H105ZM128 124H129V123H127V125H125V126H126L125 128H127V129L130 131V130L132 129V127H130V129H129V128H128V127H129ZM139 124H140V123H139ZM146 124H145V130H146ZM150 124H151V123H150ZM158 124H157V126H158ZM162 124H159V125L162 126ZM193 124H194V123H192V125H193ZM248 124H250V123H248ZM259 124L256 125L255 128H257V126H259ZM55 125H57V124H55ZM60 125H61V124H60ZM60 125H59V127H60ZM101 125H102V124H101V121H100V125H99V127H100ZM129 125H130V124H129ZM131 125H133V124L131 123ZM131 125H130V126H131ZM65 126H66V125H65ZM65 126H62V128L64 127V129H65ZM116 126H118V127H116ZM152 126H153V125H152ZM154 126H156V125L154 124ZM169 126H170V125H169ZM253 126H254V125H253ZM120 127H119V128H120ZM150 127H151V126H149V128H148L149 130H150L151 128H153V130H154V127H151V128H150ZM247 127H248V126H247ZM62 128H61V130H62ZM66 128H67V127H66ZM68 128H69V127H68ZM102 128H103V126L100 128V130H102ZM108 128H106V129L103 128V129H104V131H109L110 129H108ZM125 128H122V127H121V129H123V130H125ZM167 128H168V127H166V129H167ZM241 128H242V127H241ZM241 128H240V130H239V128H238V131H236L237 133L239 132L238 135H240L241 133H244L245 135L247 134V136H248V134H250L249 136H252L251 134H253V133H258V132L255 131L256 129H255V128H252V127H249V128H245V127H244L243 129H241ZM56 129H57V128H56ZM59 129H60V128H59ZM69 129L71 130V129H74V128H69ZM69 129H65V132H66V131H67V132L70 131ZM79 129H80V127H79ZM82 129H83V128H81V130H82ZM107 129H108V130H107ZM140 129H141V128H140ZM163 129H164V128H163ZM163 129H162V130H163ZM169 129H170V128H168V130H169ZM233 129H234V128H233ZM61 130H57V131L59 132V131H61ZM75 130H77V129H74V131H75ZM115 130H112V132H113V133L115 132V135H116V133L119 132V133H118V136H119V134L123 131V130H122L121 132H120V131L117 132V130H119V129H117L116 131H115ZM132 130H133V129H132ZM138 130H139V128H138ZM149 130H148V131H149ZM183 130H184V131H183ZM187 130H188V128H187ZM208 130H209V129H208ZM225 130H226V129H225ZM262 130H263V129H262ZM40 131H41V129H40ZM77 131H79V130H77ZM77 131H76V132H77ZM129 131H126V130H125V132L128 133V135L131 136L130 139L128 140V139H127L128 135H127V137H126V139H127L126 142H127V143L124 142L123 140L121 141V139L117 138L118 136H116L117 140L121 141L120 143L124 142V143L126 144V146H127V144H129L128 142H130V140H132L131 138H133L134 135L138 132V131H135V130H134L136 133H134V135H133V132H134V131H132V132H131L132 135H131ZM143 131H144V130H143ZM155 131H157V130H155ZM164 131H166V130L164 129ZM227 131H228V130H226V132H224V130H222L223 133L220 132V131H218V132H219V134L222 133V135H223L224 133L226 134ZM257 131H260L261 136H257V135L260 134V133H259V134L256 135L257 138L254 136L256 139L253 138V137H250V138L248 137V139H251V138H252V140H253L254 142H251L252 140H250L251 143H253L254 145H257L258 147H259V146L262 147L263 145L255 144V142L257 143L256 140H258V143H259L260 139H262V138L259 139L258 137H263L262 141L264 142V136L262 135L264 132H263V131L261 132V129L259 130L258 128H257ZM55 132H56V131H55ZM55 132H54V133H55ZM71 132H72V130H71ZM71 132H70V133H71ZM79 132H80V131H79ZM98 132H99V131H98ZM98 132H97V134L95 133V134L97 135V137H96V135H94V136H95L94 138L89 136L87 142L83 141V142H85V144H86V145L84 144L85 146L82 145L83 147H81V144H80V145H79L80 147H74V150L72 149V151H71L72 154L75 155V159H76L75 161L77 162V165H78V163H80V166L82 167V165H83V168H79V165L77 166L76 164H75V165H76L78 168H77L74 164H73L72 166H75L76 168H75V167L71 168V167H72L71 165H70L71 167H70L69 169H68V166H69V165H66V166H65V167H67V168H65L64 166H62L63 164L61 163V161L63 162V161L66 160V163L69 162V161H71L70 159H64V160H62V157H63V156L65 157V154H66L65 152H66V151L63 152V154H64L63 156H62V153L60 152L61 154H59V155H61V157H58L59 159L56 157V158L58 159L59 162L57 161L56 158H55L56 161H55V159H53L54 157L52 158L53 161H55V163H56L57 165H59L60 167L56 166V164H55L53 161H50V162H53V164L50 163V162L48 163L49 160H48V161H45V162L48 163V164H46V165H45V163H43V164L41 163L42 165H45L46 167H44V166H41V167H40L39 164H38L39 167H36V164H34L35 167H36L37 169H38V168H43V167H44V168H45V169H43L44 171H43L42 169H41V170H42L43 172H47V171H45V170L48 169V166H47V165L52 164L53 166H51V167H52L54 170H52V168H49L48 170H51V172H53V171L56 172V174H55L56 176L52 175V176H54V178H56V180H57V177L60 178V177H59L60 175H57V174H59V173L62 172L61 174L64 176V175H65V172H66V171H65L66 169L69 170V171H70V169H71V171L74 170V171H72V172H70V173H74V172H75L74 175H75V174L77 175L75 178L78 179L77 182L80 183V182H82V179H84L83 181H86V179H89L87 176H89V174H90L92 171H93L94 173H96V169H98L97 172L100 171V169H99V168H101V167L99 166L100 164H102V165L104 166L103 170H105V169H109L110 167L105 168V166H106L105 164H109V163L111 162V161H110L111 159H113V160L116 159L115 162H117V161H121L122 163H125V162H127L126 159L128 160V159L131 158L133 155H135L134 152L132 151V152H133V155L131 156L132 153L129 154V151L133 150L136 146L138 147V144H136V146H134V148L132 147V146L135 145V143L137 142V141H136L137 136H135L136 138L134 137L135 143L131 142V144L128 145V146L132 147L133 149H131V148L129 147L130 149L128 148L129 150H128V152H126V153L123 151L124 149H121L122 152H123L124 154H127V155L129 154V156H131V157L128 156V158H126V159L123 158V159H122L123 161H122L121 158H122V157H126L127 155L124 156V155H121V154L118 155V154L114 153V156H115V157H116V155L119 156V157L122 156L121 158L118 157L120 160H119L117 157L114 158V156H113L112 158H110V157H111L110 154L113 155V152H114V151H112V149H113V150L116 149L117 146H118L117 149H119L118 152L121 153V150H120V147H119V146H121V144L119 143V141L116 140V138L113 139V138H114V134H113V137H108V136L110 135V132H111V131L108 132L109 134L106 133V134H107L106 138L111 139V140H108V142L110 141V142H109V145H112V143H114L115 140L117 141V142L115 141V145L113 144L114 148H113V146H112V147H111L112 149L110 148L111 151H107V150L109 149V145H108V146L106 145V142H107V141L105 142V145L107 146V147H106L107 149H106L103 145H101V146L99 145V142L104 143V141H103L104 136L101 134V137H102L103 139H100V138H101V137H100V132H99V133H98ZM112 132H111V135H112ZM125 132H124V134H125ZM140 132H141V130L137 133V135H141ZM150 132H153V131L150 130ZM157 132H160V131L158 130ZM168 132H169V131H168ZM168 132H167V133H168ZM180 132H181V131H180ZM180 132H178V133L176 132V134H178V136H179V134H180V135H183V134H181ZM182 132H183V133H184V132L186 133L187 131H186V129H182ZM208 132H209V131H208ZM236 132H235L234 130L228 131V133H230V134H229L230 136H231V133H232V136L236 135V134H235ZM240 132H241V133H240ZM60 133L63 134V132H60ZM60 133L54 134L52 140H55L54 137L56 136L55 138H57V137H58L57 135H59V137L61 138V136H60L61 134H60ZM73 133H74V132H73ZM101 133L105 134V133L102 132V131H101ZM122 133H123V132H122ZM139 133H140V134H139ZM147 133H148V132H145V135H146ZM153 133H154V132H153ZM155 133H156V132H155ZM160 133H161V132H160ZM165 133H166V132H165ZM165 133H164V134H165ZM215 133H216V132H215ZM228 133H227V134H228ZM42 134H43V133H42ZM98 134H99V135H98ZM106 134H105V135H106ZM143 134H144V132H143ZM149 134H150V133H148L146 136H145V135H142V136H145L144 139H143V138H140L139 136H138V137H139L140 139H142V140H145V138H146L147 136H149ZM162 134H163V133H162ZM164 134H163V136H162V139H163V138H166V136L164 137ZM219 134L217 133V134H215L216 136H215V135H213V136L216 137V138H217V136H220V139H219V138L215 139L213 136H212V137H213L214 139H212L211 137H210V138H209V137H206V138H207V139H210V140L212 139V141L215 140V142H213V143H217L216 141H220V143H223V142H224V143H226V142L228 143V138H229V141L231 140V137H228L229 135L227 136V134H226V135H223V136H222V135H219ZM233 134H234V135H233ZM63 135H64V134H63ZM111 135H110V136H111ZM150 135H152L151 137H155V134H150ZM153 135H154V136H153ZM156 135H157V134H156ZM168 135H169V133H168ZM238 135H237V137H238ZM245 135L242 134V136L240 135V137L245 138V137H244ZM253 135H255V134H253ZM66 136H67V135H66ZM66 136H65V137L63 136L62 141H61V139H59V137H58V139H59L61 142H64V139L67 140V139H66ZM98 136H99L100 138H98ZM120 136L125 138L126 135L123 136V134H122V135H120ZM120 136H119V137H120ZM203 136H204V135H203ZM225 136H227V139H225ZM45 137H46V135H45ZM121 137H120V138H121ZM159 137H160V135H159ZM167 137H168V136H167ZM204 137H205V136H204ZM235 137H236V136H235ZM240 137H238V139H239ZM34 138H35V137H34ZM48 138H49V137H48ZM149 138H150V137H149ZM199 138H201V137H199ZM206 138H205V139H206ZM233 138H234V137H233ZM36 139H37V138H36ZM50 139H51V137H50ZM58 139H57V141H56V143H55V147H56V144L60 143V142H58ZM86 139H87V138H86ZM112 139H113V142H112ZM140 139H139V140H140ZM156 139H158L157 136L155 137V142H156V144H155L154 142H151V143L154 144L153 148H154V147L157 148L156 145H158L157 143H158L159 141L157 142ZM207 139H206V140H207ZM100 140H101V141H100ZM134 140H132V141H134ZM139 140H138V141H139ZM142 140L139 141V144H140V145H143V144L145 145V143H144ZM148 140H149V139H148ZM152 140H154V139L151 138V141H152ZM160 140H161V138H160ZM206 140H203V141H202V139H201L200 142H204V141H206ZM221 140H223V142H222ZM225 140H226V142H225ZM239 140H240V139H239ZM146 141H147V140H146ZM146 141H145V142H146ZM212 141H209V143H211ZM232 141H233V139H232ZM83 142H82V143H83ZM141 142H143V144H142ZM148 142H150V141H148ZM198 142H199V141H197V143H198ZM200 142H199V143H200ZM207 142H208V140H207ZM235 142H236V141H235ZM260 142H261V141H260ZM102 143H101V144H102ZM110 143H111V144H110ZM117 143H119V144H117ZM124 143L122 144V146L124 145ZM132 143H133V145H132ZM151 143L148 144V145L151 146ZM160 143H163V142H160ZM205 143H206V142H205ZM220 143H218V144H220ZM231 143H232V142H231ZM237 143H239V142L237 141L236 144H235V143H234V144H229L230 149H229V148H228V149L231 150V149L234 148V149L236 150V151H235V150L233 149L235 152L239 151V153L241 152V154H243L242 151H243L244 149H243L242 146H245V145L238 144V146H237ZM251 143H249V146H251V145L254 146V145L251 144ZM163 144H165V142H164ZM163 144H160V145L163 146ZM194 144H195V143H194ZM194 144H192L191 146H193ZM200 144H201V143H200ZM211 144H212V143H211ZM97 145H99L101 148H100V147H97V148H96ZM116 145H117V146H116ZM131 145H132V146H131ZM140 145H139V147H140ZM144 145L142 146V147L144 148L143 151H146V148H147L148 146L145 148ZM146 145H147V144H146ZM146 145H145V146H146ZM203 145L205 146V144L202 143V146H203ZM212 145H213V144H212ZM212 145H210V146L208 145V146H205V147H206V148H207V147H211ZM215 145H216L217 149L219 150V153H218V154H220V149H219V148L221 147V145H219L220 147H219L217 144H215ZM215 145H213V146L215 147ZM239 145H241L242 148L240 147V149H239ZM48 146H49V145H48ZM60 146H62V145H58V147H60ZM102 146H103L106 150H105ZM122 146H121V147H122ZM126 146H123L122 148L127 149L128 146H127V147H126ZM165 146H166V145H165ZM165 146H164V148H166ZM191 146H190L189 148L195 149L194 147H191ZM195 146H196V149H195V150H197V148H198V150H199V148H200L199 145H198V144H195ZM200 146H201V145H200ZM202 146H201L200 149H204V147L202 148ZM49 147H52V146L50 145ZM137 147H136V148H137ZM218 147H219V148H218ZM231 147H232V148H231ZM95 148L97 149V152L95 151V150H96ZM98 148H100L102 151H103V149H104L105 152H104V151L102 152V151L100 150V153H99ZM151 148H152V147H151ZM153 148H152V149H153ZM155 148H154V149H155ZM160 148H162V147H160ZM160 148H159V149L157 148V150H156V152L159 153V154H161V152H160ZM164 148H163V149H164ZM236 148H238V149H236ZM254 148H257V147L255 146ZM93 149H94V151L96 152V154H95V152L93 151ZM117 149L115 150V152H117ZM192 149H190V151H192ZM224 149H225V148H224ZM242 149H243V150H242ZM250 149H251V148H250ZM258 149H259V148H258ZM263 149H264V146H263ZM134 150H136V149H134ZM137 150H138V148H137ZM140 150H141V147H140L139 151H140ZM158 150H159V152H158ZM161 150H162V149H161ZM166 150H167V148H166ZM225 150H226V149H225ZM241 150H242V151H241ZM251 150H253V149H251ZM255 150H256V149H255ZM92 151L94 152L93 155H92L93 157H91V153H92ZM126 151H127V150H126ZM149 151H150L151 153L154 152L153 150H150V148H149ZM162 151H165V149L162 150ZM193 151H194V150H193ZM200 151H201V150H200ZM256 151H258V150H256ZM256 151H255V152H256ZM69 152H70V151H69ZM73 152H74V153H73ZM101 152H102V153H101ZM108 152H112V153H110V154L108 155ZM118 152H117V153H118ZM146 152H148V150H147ZM156 152H154V154H156ZM194 152H195V151H194ZM194 152H192V153H194ZM243 152H245V151H243ZM250 152H251V151H250ZM253 152H254V151H253ZM98 153H99V154H98ZM103 153H104V154L106 153L107 156H106V154L104 155ZM136 153H138V151H137ZM166 153H167V151H166ZM166 153H165V154H166ZM168 153H169V152H168ZM187 153H190V154H191V152H189V149L187 150ZM239 153H237L238 156L240 155ZM247 153H248V152H247ZM72 154H69V155H72ZM147 154L150 155L149 153H147ZM159 154H158V155H159ZM163 154H164V153H163ZM194 154H195V153H194ZM245 154H246V153H245ZM69 155L66 154V156H69ZM74 155H72V157H74ZM95 155H99V156H100V155H102V156L104 155V156H106V157H109V156H110L109 158H106V157H105V158H106V161H107L108 163L105 161L106 163L104 162V164H103V161L105 160V158H103L104 156H103V157L100 156L101 159L103 158L102 161H101V159H99V158H98L97 156H95ZM158 155L156 156V157H157L156 159H159V158H158ZM169 155H171V154L169 153ZM169 155H167V157H168ZM187 155H188V154H187ZM192 155H193V154H191V156H192ZM196 155H197V154H195V155L192 156V157L195 158ZM243 155H244V154H243ZM248 155H249V154H248ZM57 156H58V155H57ZM135 156H136V155H135ZM135 156H134V157H135ZM151 156H152V154H151ZM151 156H150V158H149L150 160L153 158V157L151 158ZM153 156H154V155H153ZM160 156L164 157L163 155H159V157H160ZM171 156H172V155H171ZM171 156H170V157H171ZM241 156H242V155L239 156L240 159L238 158V160H241ZM246 156H247V155H246ZM246 156H245V157L242 156V160H243V157H244V159H245L244 161H245V162L248 161V160L246 161V158H248V157H246ZM251 156H252V155H250V157H251ZM254 156H255V155H254ZM95 157H96L97 159H96ZM202 157H203V156H202ZM250 157H249V159H250ZM65 158H68V157H65ZM70 158H71V157H70ZM252 158H253L252 161H250L251 159L248 161L249 164L252 163V162H255V160H256V159H255L256 156H255V157H252ZM60 159H61V161H60ZM109 159H110V160H109ZM117 159H118V160H117ZM154 159H155V158H154ZM161 159H163V158H161ZM167 159H168L167 162H166V157H165V159H164L165 161L163 160V161H161V162H163V163L165 162V163L168 164V162L172 161V160H170L169 158H167ZM171 159H173V158L171 157ZM202 159H204V158H202ZM202 159H201V162L204 163L205 160H202ZM211 159H212V158H211ZM215 159H217V158H215ZM263 159H264V156H263ZM108 160H109V161H108ZM152 160H153V159H152ZM152 160H151V162L155 161V160H153V161H152ZM159 160H160V159H159ZM173 160H174V159H173ZM206 160H210V159H209V158H206ZM261 160H262V159L260 158L259 161H261ZM124 161H125V162H124ZM139 161H140V160H139ZM143 161H144V165H145V160H143ZM146 161H148V159H146ZM203 161H204V162H203ZM214 161H216V160H214ZM214 161H213V160H210V161H206V162H208V163L212 162V163L214 164V167L216 168V167H217L216 164H218V160L216 161V164H215ZM220 161H222V160H220ZM220 161H219V162H220ZM259 161L257 160V163H256V164H258ZM71 162H74L73 159H72ZM112 162H113V161H112ZM112 162H111V163H112ZM133 162H135V160H134ZM156 162H158V160H157ZM161 162H159V163H161ZM172 162H173V161H172ZM172 162H171V163H172ZM206 162H205L204 164H207ZM63 163H64V162H63ZM66 163H64V164H66ZM69 163H70V162H69ZM69 163H68V164H69ZM74 163H75V162H74ZM83 163L86 164V166H84ZM153 163H154V162H153ZM171 163H169L168 165H170ZM175 163H176V162H175ZM212 163H211L210 165H209V164H207V165H209V166L211 167V165L213 166ZM221 163H223V161L220 162L219 164H221ZM243 163H244V162H243ZM260 163H261V162H260ZM54 164H55L56 167H58L57 169H55L56 167L54 166ZM61 164H62V165H61ZM70 164H71V163H70ZM114 164H115V163H114ZM118 164H119V163H118ZM118 164H115V166L118 165ZM120 164H121V163H120ZM147 164H148V165H151L150 161H149V163L146 162V165H147ZM219 164H218V165H219ZM225 164H227V163L225 162ZM225 164H224V165H225ZM233 164H234V163H233ZM254 164H255V163H254ZM109 165H110L111 168H112L113 163H112V164H109ZM144 165H143V166H144ZM153 165H157V164L154 163ZM158 165H159L158 167L160 168V167H161L160 164H158ZM171 165L174 166V163L171 164ZM215 165H216V166H215ZM224 165L222 164L221 166H224ZM49 166H50V165H49ZM98 166H99V168H97ZM103 166H102V167H103ZM107 166H108V165H107ZM162 166H163V165H162ZM209 166H208V167H209ZM221 166H218V167L223 168V167H221ZM35 167H33V168L35 169ZM54 167H55V168H54ZM84 167H85V168H84ZM146 167H147V166H146ZM149 167H150V166H148V168H149ZM151 167H152V166H151ZM155 167H157V166H155ZM155 167H154V168H155ZM164 167L166 168L167 166H164ZM164 167H162V168H164ZM227 167H228V165H227ZM227 167H226V168H227ZM235 167H236V166H235ZM235 167L232 168V166H231V169H234ZM238 167L240 168V166H238ZM33 168H31L30 171H28L30 168L27 169L26 172H29V173H30V172H34V171H32ZM74 168H75V169H74ZM117 168H118V167H117ZM117 168H115V169L113 168L114 171L117 170ZM143 168H145V167H143ZM148 168H147V169H148ZM152 168H153V167H152ZM154 168H153L151 171H154V170H155ZM165 168H164V169H165ZM171 168H172V167H171ZM171 168H170V169H171ZM220 168H219V171H221ZM19 169L21 170V168H19ZM19 169H18V170H19ZM79 169H80V170H79ZM113 169H112V170H113ZM120 169H121V168H120ZM147 169H146V170H147ZM150 169H151V168H150ZM157 169H158V168H157ZM160 169H161V168H160ZM164 169H163V170H164ZM172 169H174V168H172ZM216 169H217V168H216ZM224 169H225V168H224ZM227 169H228V168H227ZM227 169H226V170H223V171H226V173H227V171H228ZM236 169H237V168H236ZM41 170H40V172H41ZM118 170H119V169H118ZM122 170H123V168H122ZM122 170H120V171H122ZM146 170H144V171L146 172ZM161 170H162V169H161ZM238 170H240V169H237V170H235V171L238 173V172H240V171H238ZM35 171H38V172H39V170H35ZM63 171H64V172H63ZM69 171H67V173H68ZM120 171H119V173H120ZM147 171L149 172V169H148ZM177 171H178V169H177ZM213 171H214V169H213ZM215 171L217 172V170H215ZM223 171H221L220 173H223ZM229 171L231 172V175H232V171H231V170H229ZM229 171H228V172H229ZM233 171H234V170H233ZM48 172H50V171H48ZM48 172H47V173H48ZM51 172L48 173V174H51ZM78 172H79V173H78ZM116 172H117V171H115V173H116ZM230 172H229V173H230ZM18 173H19V172H18ZM18 173H15V176H14V177H16V175H17ZM70 173H68V174H70ZM94 173H92V174H94ZM113 173H114V172H113ZM117 173H118V172H117ZM161 173H162V172H161ZM218 173H219V172H218ZM218 173H217V174L215 173L214 175H218ZM220 173H219V174H220ZM224 173H225V172H224ZM53 174H54V173H53ZM92 174H90V178L92 177ZM227 174H228V173H227ZM227 174L225 175V176H226V179L224 178L225 176H223L224 174H222V175L220 174V175H218V177H215V178L213 177V178H214V179L218 178L217 180L220 181L221 176H223V178H224V180H225V182H226V181H227ZM62 175H61V177H62ZM74 175L71 174V175H69V176H71V177L74 179ZM160 175H162V174H160ZM160 175H158V177H159ZM201 175H202V174H201ZM18 176H19V175H17V179L20 181V179H19L20 177L18 178ZM48 176H50V175H48ZM52 176H51V178H52ZM69 176H68L67 179H68L69 181H73V179H72L71 177H69ZM114 176H115V175H114ZM162 176H163V175H162ZM204 176H205V175H204ZM229 176H230V174H229ZM232 176H233V175H232ZM84 177H86V178H84ZM202 177H203V175L200 177L201 180H202ZM208 177H210V175H209ZM208 177H205L206 180H205V178H204V181H205V182L208 180V179H207ZM230 177H231V176H230ZM51 178H50V180H51ZM70 178H71L72 180H71ZM81 178H82V179H81ZM99 178H102V177H99ZM103 178H104V181H105V183H106V182H107V181L105 180L106 177H103ZM103 178H102V180H101V179H100V180L103 181ZM115 178H116V177H115ZM115 178L113 177V179H114L115 182L112 181V180L110 179L109 182H107V184L109 185L110 181H112V185H113V183H114L115 186H118L119 181H118V183H117V180H118V179H115ZM160 178H161V176H160ZM211 178H212V177H211ZM219 178H220V179H219ZM223 178H222V179H223ZM12 179H14V178H12ZM15 179H16V178H15ZM15 179H14V180H15ZM61 179H62V178H60V180H61ZM197 179H198V178H197ZM197 179H196V180H197ZM214 179H213V180H214ZM222 179H221V181H222ZM228 179L231 180L232 178H228ZM54 180H55V179H54ZM54 180L52 179L51 181L53 182ZM60 180H58V182H59ZM62 180L65 182L66 179H65V180L62 179ZM74 180H75V179H74ZM100 180H98V181H100ZM107 180H108V178H107ZM162 180H166V179L164 178V176H163V179H162ZM185 180H189V179L186 178ZM190 180H191V179H190ZM190 180H189V181H190ZM209 180H210V179H209ZM217 180H216V181H217ZM230 180H229V181H230ZM12 181H13V180H12ZM63 181H60V183H57V182H55V181H54V182L57 183V185H58V184H61ZM66 181H67V180H66ZM69 181H67L68 184H69ZM98 181H95V182L99 183V184L101 185V186L99 185L100 188H102V183H103V182L101 183V181H100V182H98ZM183 181H184V179H183ZM189 181H187V182H189ZM198 181H199V180H198ZM210 181H211L212 183L215 182V181H212V180H210ZM14 182H15V181H14ZM16 182H17V183H15V184H18V183H19L17 180H16ZM52 182H51V183H52ZM64 182H63L62 184H64ZM77 182H75V183H77ZM193 182H194V180H193V181H190V183H192L191 186L194 187V190H196L197 188H199V187H196V185L199 186V184H198L197 181H195V182H197L196 185H195V183H193ZM200 182H201V181H199V183H200ZM227 182H228V181H227ZM227 182H226V183H227ZM55 183H53V187L55 186V185H54ZM202 183H204L203 180H202ZM202 183H200V184H202ZM207 183H208V181H207ZM209 183H210V182H209ZM216 183L219 184V183H221V182L218 183V181H217ZM216 183H215V184H216ZM229 183H230V182H229ZM229 183H228L227 185H225V183H222V184H224V189L228 188L227 186L230 185V184H232V181H231L230 184H229ZM233 183H234V182H233ZM34 184H35V181L33 182V185L30 186V195H31V197H33V198L36 197L37 195L41 194V191H42V190H40V189H42V187H41L40 185L38 186V185H34ZM65 184H66V182H65ZM94 184H95V183L90 184V186L88 185L90 188L87 186L88 188H85L86 190L84 189V190H81V191H79V190H78V191H75V192H77V194L74 193L75 195H73V196L71 195V194H73V193L70 191L69 186H71V188H72V187L74 186V182H71V184H69L68 186H65V185H62L63 187H62V186H60V187L55 186V187H54V191H55V190H57V191L54 192V195H53L52 193L49 194V196L53 195V196L59 197V196L64 195V196L66 197V196H68V195L71 193V194H70V195L72 196V197L70 196V202H71V203L69 202L70 204H68V206H65V208H63V210H62V217H63V218L67 217V218L69 219V221H67L68 219H65L66 222L64 221V223H62V225H64L63 227H62V225H61V227L63 228V229L61 228L62 231H64V230L69 231L70 229H72V227H73V228L75 227L76 230H78V231H79V230H80V231H84V230H85V232H81V235H82V233L85 234L87 231H89V229H88V227H89V228H91V230L93 229V231H94V232L92 231L93 233H95V230H96V233L99 232V230L101 229V223H102V222H101V219H100V217H101V213H99V214H100V217H98L97 214H98V212L106 211V210H104V208H103V206L106 205V204L103 205V202L106 203V202L104 201V198H105V197H103V196H104V193H105V195H107V194H106V193H107L106 191H108V195H109V192H110V191H109V190H104V188L106 189V186H108V185H105V187L103 186V189H100V190H99V188L94 187V186H95ZM116 184H117V185H116ZM193 184H194L195 186H194ZM238 184H240V186H241V183H238ZM238 184H237V186H238ZM257 184H258V182H257ZM260 184H261V183L259 182V184H258L257 187H259V189H262L264 186L262 185L263 187L261 188V187H260ZM262 184H263V183H262ZM66 185H67V184H66ZM72 185H73V186H72ZM92 185H94V186H93L94 188H92ZM112 185H111V186L109 185V186H110L109 189H111V187L114 188V187H113L114 185H113V186H112ZM180 185H181V182H180ZM219 185H220V184H219ZM219 185H217V186H219ZM232 185H234V184H232ZM232 185H231V186H232ZM235 185H236V183H235ZM244 185H246V184L244 183ZM109 186H108V187H109ZM200 186H202V185H200ZM203 186H204V189L206 190V189H207V187H206L207 185H203ZM203 186H202V187H203ZM208 186H210V188H211V187L213 188L212 184H211V185H208ZM220 186H221V185H220ZM240 186H239V188H240ZM246 186H247V185H246ZM246 186H245V187H246ZM53 187H52V188H53ZM188 187H190V186H188ZM188 187H187V189L189 190ZM205 187H206V188H205ZM214 187H215V185H214ZM229 187H230V186H229ZM39 188H40V189H39ZM55 188H57V189H55ZM95 188L98 189V190H96ZM181 188H183V187L181 186ZM184 188H186V187H184ZM216 188H218L217 190H219L220 188L223 189V186H222V187H215L214 189L216 190ZM239 188H236V189H239ZM241 188L244 189V188H243V183H242V187H241ZM247 188H248V186H247ZM68 189H69V190H68ZM90 189H94V190H90ZM190 189H191V188H190ZM202 189H203V188H202ZM202 189L200 188V190L198 189V190L196 191L197 193H196V196H194L195 198L197 197V195L199 196L198 192L202 191V193H203L204 189H203V190H202ZM208 189H209V188H208ZM242 189H240V190H242ZM248 189L250 190V188H248ZM101 190H102V191H101ZM103 190H104V191H103ZM120 190H121V189H120ZM180 190L184 191V190H186V189H180ZM191 190H193V189H191ZM209 190H210V189H209ZM245 190H247V189H245ZM52 192H53V191H52ZM102 192H104V193L102 194ZM119 192H120V193H119ZM204 192L207 193V192H209V191L206 190V191H204ZM183 193H184V192H182V194H183ZM194 193H195V192H194ZM205 193H203V194H205ZM211 193H212V189H211ZM117 194H119L120 196H121V194H122L121 197H119V195H117V197H116L117 199L120 198V200H123V201H124V202H122V203L120 202L121 204L125 203V201H126L125 199H128L127 202L130 201V199H129L127 196L123 195V193H121V191H118ZM203 194H202V195H203ZM207 194H208V193H207ZM209 194H210V193H209ZM76 195H77V197L75 198ZM53 196H52V197H53ZM124 196H125L126 198H124ZM192 196H193V194H192ZM52 197H50V199L53 200L54 197H53V198H52ZM106 197H107V196H106ZM200 197H201V196H199L198 199H199ZM71 198H72V199H71ZM74 198H75L76 200H74ZM122 198H123V199H122ZM195 198H194V199H195ZM56 199H57V198H56ZM106 199H107V198H106ZM106 199H105V200H106ZM117 199H116V201L119 202L120 200H117ZM194 199H193V200H194ZM107 200H108V199H107ZM108 201H109V200H108ZM194 201H195V200H194ZM164 202H165V203H164ZM195 202H196V201H195ZM164 204H166V200L164 201V200H162V199H159V206L161 205V207H163L162 205H164ZM225 204H226V203H225ZM257 204H258V203H257ZM223 205H224V203H223ZM253 205H254V204H253ZM255 206L257 207L256 204H255ZM258 206H259V208H260V204H259ZM4 208H5V209H4ZM8 208H10V207H7V208H6V207H3V208H0V223H1V221H3V220H9V221H12V222L15 221L16 219L18 220V218H20V217L23 215V214H21V213L26 212L25 210H24L23 212H22V210H21V213H20L19 208H18V209H17V208H12V210H10L11 208H10V209H8ZM102 208H103V210H102ZM105 208H107V207L105 206ZM253 208H254V206H253V207L251 206L252 211H253V212H254V210L256 211V212H255L256 215H255V214H254V215L257 217V213L260 212L261 208L258 210L259 212L256 210V208H254V210H253ZM18 210H19V211H18ZM100 210H101V211H100ZM107 211H109V209H108ZM252 211H251V213H252ZM109 212H110V211H109ZM102 213H104V212H102ZM105 213H106V214H104V215H105V217H106V216H107V212H105ZM99 214H98V215H99ZM74 217H76L77 220H76V218H74ZM91 217H93V218L96 217V218L100 219V222H101V223L99 222L98 219L96 220V219L94 218L95 220H91L92 223H93L94 221H97V223H95V225H94V224H92V225L89 224V225H88V223H86L85 219H86V218L89 219V218H91ZM103 217H104V216H103ZM252 217L254 218L253 215H252ZM73 218H74V220H73ZM93 218H92V219H93ZM253 218H252V221H253ZM104 219H105V218H104ZM232 219H234V218H232ZM86 220H87V219H86ZM102 220H103V218H102ZM169 220H170V219H169ZM230 220H231V219H230ZM103 221H104V220H103ZM174 221H175V218H171V223H170V224H168V225H164V224L162 225V224H160V225H159L160 234H161L162 231H164V233H165V230H167V231H172V235H173V234H174V233H173V232H174L173 230L176 228V225L174 224ZM254 221H256V220L254 219ZM87 222H90V221L87 220ZM98 222H99L100 225H98ZM102 224H104V223H102ZM0 226H1V225H0ZM49 228H50V227H49ZM69 228H70V229H69ZM103 228H104V226H103ZM103 228H102V229H103ZM145 228H146V227H145ZM7 229H8L7 227H6V228H5V227H4V228L0 227V250H1V251H2V249H4V247H5V246H3V244H4V243L7 244L8 241H9V240H7V239H8V237H9V236H8V233H9L10 231H8V233H7V232H6ZM68 229H69V230H68ZM81 229H84V230H81ZM86 229H87V231H86ZM121 229H123V228H121ZM121 229H120V230L118 229L119 231H115V233L113 234L114 236L112 235L113 238H110V239H111L110 242L112 243V245H109V244H108V243H110V242H109L110 239L108 240V242L106 241L107 244H108V246H107L106 242L104 241V245H102V246H103V249H105V248H106V249H105L104 251H102L103 249L100 248V249H102V250H101V253H100V254L102 255V257L99 258V259H100L99 262L96 261L97 264H129V263L132 264V262H130V259H129V258L131 257V255H128V256H130V257H128L127 255H124V254H125V252H128V253H129V251H130V253L133 254V252H134V251H133L134 248H133V250H132V252H131L130 247L132 246V243H133V246H134V244L136 245L137 242H136V243H134V242L131 243V242H130L131 244H130L129 242L126 243L125 236L122 234L123 232L121 231ZM147 229H148V228H146V232L148 233ZM54 230H55V227H53V226H52L51 229H48L47 232H46L47 236H48V237H49V236L52 237V235H54V233L56 234V233H59V231H61V230H57V231H58V232H57V231L55 230V232H53ZM97 230H98V231H97ZM176 230H177V228H176ZM71 231H72V230H71ZM120 231H121L122 233H121ZM123 231H124V230H123ZM64 232H66V231H64ZM100 232H102V230H101ZM117 232H120V233H117ZM146 232H145L144 235H145L147 238H149V237L147 236V233H146ZM176 232H177V231H175V233H176ZM6 233H7V235H6ZM52 233H53V234H52ZM51 234H52V235H51ZM124 234H125V233H124ZM162 234H163V232H162ZM9 235H10V233H9ZM62 235H63V234H62ZM125 235H126V234H125ZM174 235H175V234H174ZM5 236H6L7 239L4 238ZM55 236H56V235H54V238L56 239ZM51 237H50V239H51ZM126 237H127V235H126ZM146 237H144V242H143V243L146 242V241H145V240H146ZM54 238L52 237V239H54ZM114 238H115L116 240H115ZM4 239H6V240H4ZM52 239H51V241H52V243H51V245H52V249H53L55 252L57 251L58 254H59L60 252H62V248H61L60 245H58L57 240H54V241H53ZM127 239H128V238H127ZM95 240H96V239H95ZM95 240H93L92 243H94ZM97 240H98V239H97ZM114 240H115V241H114ZM51 241L48 239V242H49V243H50ZM81 241H82V240H81ZM84 241H85V240H84ZM84 241H83V242H84ZM99 241H100V242H103V240H102V241H101V240H98V242H99ZM112 241H114V242H112ZM128 241H129V240H128ZM142 241H143V240H142ZM147 241H149V242L155 244V245H154V248H155V246H157V245H156V243H157L156 240H155V241L153 240L155 243L152 242V241H150V240H148V239H147ZM139 242H140V241H139ZM96 243H97V241H96ZM111 243H110V244H111ZM128 243H129L131 246L128 245ZM140 243H142V242H140ZM140 243H137V244H140ZM153 244L150 245L148 242H146V244H145L146 248L143 247V246H144L143 244H141V246L143 245L142 248H140V247H141L140 245H138V246H140L139 248H138L137 245H136V247L138 248L139 251L136 249V251H135L136 253H134L133 256L136 258L135 254L137 255L139 252L143 253V252L146 250V251H145V252H146V255H145L143 258H145L146 261H147L148 259H151V260H152V258H153L154 261L152 260V262H155V260H156L157 257H156V258L154 257V256H156V255H154V252H153L152 250L155 251L156 249H154V248H153L152 250L150 249V246H153ZM164 244L166 245V243H164ZM164 244H162L161 247H163ZM48 245H49V244H48ZM96 245H97V244H96ZM96 245H95V243H94V246H96ZM98 245H99V244H98ZM100 245H101V243H100ZM147 245H148V246H147ZM92 246H93V244H92ZM94 246H93V247H94ZM125 246H127V247H125ZM6 247H7V245H6ZM8 247H9V246H8ZM8 247H7V248H8ZM104 247H105V248H104ZM136 247H135V248H136ZM90 248H91V247H90ZM94 248H95V247H94ZM127 248H129V250H125V249H127ZM131 248H132V247H131ZM143 248H145V250H144ZM148 248H149V250H147ZM142 249H143L144 251H143ZM8 250H9V249H8ZM97 250L100 251L99 249H97ZM124 250H125V252H124ZM140 250H141V251H140ZM150 250H151V252H153L152 254H149L150 252H148V251H150ZM51 251H52V250H51ZM51 251H50V253H51ZM90 251H93V248H92ZM90 251H89V252H90ZM137 251H138V252H137ZM142 251H143V252H142ZM80 253H81V252H80ZM82 253H83V252H82ZM90 253H91V252H90ZM210 253H211V255L213 254L212 252H210ZM51 254L53 255V253H51ZM51 254H50V255H51ZM56 254H57V253H56ZM58 254L56 255V257L54 256L55 259L57 258V256H60V255H58ZM126 254H127V253H126ZM143 254H144V253H143ZM147 254H149V258H147V256H148ZM155 254H156V252H155ZM31 255H32V254H31ZM50 255H49V256H50ZM54 255H55V253H54ZM81 255H83V254H81ZM97 255H99V253H97ZM152 255H154V256H152ZM208 255L210 256L209 252H208ZM99 256H100V255H99ZM99 256H98V257H99ZM133 256L131 257L132 261H133V259H135ZM142 256H143V255H141V254H139V256L137 255V257H139V258H141ZM209 256H208L207 258H208V260H211V259H209ZM32 257H33V255H32ZM32 257L28 256L27 259H26V261H24L23 264H38V263H35V261L33 260ZM87 257H88V256H87ZM89 257H90V254H89ZM89 257H88L87 259H89ZM80 258H81V257H80ZM82 258H83V257H82ZM82 258H81L82 261H84V260L86 259V258H85V259H82ZM96 258H97V256L95 257V259H96ZM139 258H137V259H139ZM154 258H155V259H154ZM52 259H53V258H52ZM218 259H220V258H218ZM49 260H50V257H49ZM53 260H54V259H53ZM93 260H94V258H93ZM135 260H136V259H135ZM135 260L133 261V264H136V263H137V262L134 263ZM157 260H159V259H157ZM157 260H156L155 263L158 262ZM161 260H162V262H163V259H160L159 261H161ZM214 260L218 262V261H220L221 259H220V260H216V259H214ZM9 261H10V260H9ZM55 261H56V260H55ZM87 261H88V260H87ZM89 261H90V260H89ZM136 261H137V260H136ZM215 261H214V262H215ZM50 262H51V261H50ZM91 262H92V261H91ZM148 262H149V264H150L151 261L148 260ZM152 262H151V263H152ZM208 262H209V261H208ZM210 262H211V261H210ZM217 262H215V263H217ZM53 263H54V261H53ZM80 263H81V262H80ZM83 263H85V261H84ZM89 263H90V262H89ZM89 263H88V264H89ZM158 263H159V262H158ZM212 263H213V261H212ZM48 264H51V263H48ZM90 264H91V263H90ZM142 264H143V263H142ZM144 264H147V262L144 263ZM153 264H154V263H153Z\"/></svg>",
    "mask_w": 264,
    "mask_h": 264
},
{
    "label": "crops",
    "instance_id": "crops-1",
    "mask_svg": "<svg viewBox=\"0 0 264 264\" xmlns=\"http://www.w3.org/2000/svg\"><path fill=\"white\" fill-rule=\"evenodd\" d=\"M9 40H12L10 38ZM8 40V41H9ZM14 40L13 44L3 43L0 47H8L11 52H20L21 46ZM11 43V42H10ZM22 65H16L14 71H11L9 74H0V161L2 156L5 154L7 149L16 143V138L12 134L16 130L26 129V123L17 122L16 113L11 108V103L8 100L16 99L17 97L26 98L25 88L31 83L28 77L21 78L18 72L23 70ZM27 75L28 68L27 65L24 70ZM4 100V102H2ZM24 124V125H23ZM160 225V224H159ZM158 225V230L159 229ZM156 226H154L155 228ZM144 232V231H142Z\"/></svg>",
    "mask_w": 264,
    "mask_h": 264
}]
</instances>
